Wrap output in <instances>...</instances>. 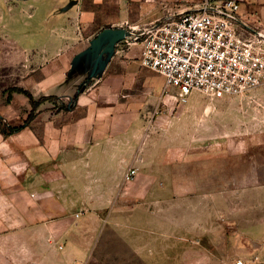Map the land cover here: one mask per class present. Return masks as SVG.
Masks as SVG:
<instances>
[{
	"label": "crops",
	"instance_id": "1",
	"mask_svg": "<svg viewBox=\"0 0 264 264\" xmlns=\"http://www.w3.org/2000/svg\"><path fill=\"white\" fill-rule=\"evenodd\" d=\"M187 1L0 0V123L8 130L0 137L21 154L24 172L18 196L3 194L4 264H206L191 259L183 241L175 245L173 223L149 208L158 193L189 185L190 159L173 147L174 138L199 125L207 102L197 91L190 104L180 102L177 89L141 65L144 45L134 41L200 0ZM236 1L243 22L264 31V0ZM123 31L127 36L111 45ZM12 88L69 109L80 94L75 109L45 103L29 127L11 134L32 110L25 95L9 99ZM159 107L166 113L148 126ZM212 160L216 176L221 159ZM131 168L137 176L128 181ZM251 264H264V243Z\"/></svg>",
	"mask_w": 264,
	"mask_h": 264
},
{
	"label": "rangeland",
	"instance_id": "2",
	"mask_svg": "<svg viewBox=\"0 0 264 264\" xmlns=\"http://www.w3.org/2000/svg\"><path fill=\"white\" fill-rule=\"evenodd\" d=\"M194 92L187 98L188 104L196 98ZM197 92L199 98L207 102L203 111L205 116L199 125L190 123V129L185 127L182 139V130L178 129L179 138L175 137L173 144L185 154L184 158L187 155L190 159V172L186 171L190 177L189 185L158 193V200L149 211L158 213L160 220H164V216L169 218L174 225L175 245L181 241L188 245L191 259H204L206 264L238 261L251 264L264 243V85L221 100H212ZM52 98L43 104L52 103L53 109H62L64 105ZM175 104L172 107L174 116L181 107L177 101ZM165 113V107L156 108L150 118V122L154 121L148 126L155 124ZM0 130L8 132L3 123H0ZM164 133L158 130L160 136ZM6 143V138L0 137V211L7 204L3 194L8 191L16 197L18 182L24 175L19 167L21 154L10 153ZM215 155L221 159L220 165L216 163V176L212 160ZM181 172V167H176L175 180ZM172 181L168 179V187ZM118 207L112 205L110 210ZM133 208L131 205L130 209ZM182 226L184 234L179 231ZM0 264H4V259L0 258Z\"/></svg>",
	"mask_w": 264,
	"mask_h": 264
},
{
	"label": "built area",
	"instance_id": "3",
	"mask_svg": "<svg viewBox=\"0 0 264 264\" xmlns=\"http://www.w3.org/2000/svg\"><path fill=\"white\" fill-rule=\"evenodd\" d=\"M140 39L141 65L177 89L180 102L194 91L221 100L264 85V31L243 22L236 0H200L193 9L143 30L134 41ZM136 176L131 168L126 179Z\"/></svg>",
	"mask_w": 264,
	"mask_h": 264
},
{
	"label": "trees",
	"instance_id": "4",
	"mask_svg": "<svg viewBox=\"0 0 264 264\" xmlns=\"http://www.w3.org/2000/svg\"><path fill=\"white\" fill-rule=\"evenodd\" d=\"M87 83H88V80L83 82L81 87H80V89ZM13 93H19V94L25 95L29 99L30 104L32 105V110H31L27 120L25 121L24 125H22L20 127L10 128L9 131H10L11 134L18 133L21 130H23L24 128L29 127L35 121V119L37 118V110H38V108L45 101H49V100L53 99L52 97H43L41 100L36 101L35 98L33 97V95L31 94V92H29L28 90L22 89V88H12V89H10V91H9V94H10L9 99L11 98ZM79 94H80V91L77 92L76 96L73 99V103L70 106L71 110L76 108L77 101H78V98H79ZM70 109L67 108L66 106H63V108H62V110H65V111H69Z\"/></svg>",
	"mask_w": 264,
	"mask_h": 264
},
{
	"label": "water",
	"instance_id": "5",
	"mask_svg": "<svg viewBox=\"0 0 264 264\" xmlns=\"http://www.w3.org/2000/svg\"><path fill=\"white\" fill-rule=\"evenodd\" d=\"M129 35V34H128ZM126 35V32L123 31L121 32L118 36H116L112 41H111V45H114L117 41L124 39Z\"/></svg>",
	"mask_w": 264,
	"mask_h": 264
}]
</instances>
